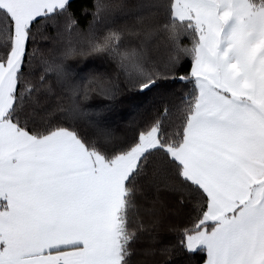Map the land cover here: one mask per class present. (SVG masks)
Returning <instances> with one entry per match:
<instances>
[{
	"label": "snow or ice",
	"instance_id": "obj_1",
	"mask_svg": "<svg viewBox=\"0 0 264 264\" xmlns=\"http://www.w3.org/2000/svg\"><path fill=\"white\" fill-rule=\"evenodd\" d=\"M71 9L0 0V264H264V0H96L87 28ZM158 41L191 58L174 99ZM91 56L120 71L67 63ZM122 89L162 106L131 136L81 103Z\"/></svg>",
	"mask_w": 264,
	"mask_h": 264
},
{
	"label": "trees",
	"instance_id": "obj_2",
	"mask_svg": "<svg viewBox=\"0 0 264 264\" xmlns=\"http://www.w3.org/2000/svg\"><path fill=\"white\" fill-rule=\"evenodd\" d=\"M96 0H72V9L75 15L80 21L81 28H87V26L93 20V13L95 12ZM61 31H63V25H61ZM69 39L75 40V34L72 37L65 35L61 43H67ZM161 45L162 51L160 54L161 71L164 70V63L167 62L169 57L175 56L178 53L183 61V66L178 67V71L169 73L166 80L161 82L160 89H154V93L157 91L166 92L172 95L173 99L187 91L185 84L178 80L181 75L188 74L191 68V58L185 57L179 48L175 46H168L163 41H158ZM191 38L184 36L180 40V48H190ZM69 65L73 66L74 72H79L81 76L87 77L90 74H107L113 78L116 77L120 71L116 68L115 64L109 61L104 56H91V57H78L67 61ZM174 77L177 78L174 80ZM123 81V75L120 77ZM191 88V85H188ZM150 96L153 94H149ZM143 98L135 96L134 90H121L114 100H107L96 93H92L86 100L81 101L84 109L88 112L92 118L96 116H102L114 121V128L119 136H131L136 128V125L143 120L150 118L158 110L161 109L160 104L149 106L147 104H141ZM147 109V111H146ZM89 117H85L88 119ZM162 213L165 218L169 216L172 219H166L167 223L178 222L176 220L177 212L174 208L167 206L162 207ZM168 238L173 242H177L176 233L168 232Z\"/></svg>",
	"mask_w": 264,
	"mask_h": 264
}]
</instances>
